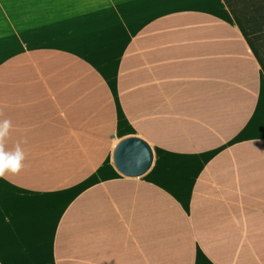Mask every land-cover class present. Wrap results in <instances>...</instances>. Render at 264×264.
I'll use <instances>...</instances> for the list:
<instances>
[{
	"label": "crops",
	"instance_id": "crops-1",
	"mask_svg": "<svg viewBox=\"0 0 264 264\" xmlns=\"http://www.w3.org/2000/svg\"><path fill=\"white\" fill-rule=\"evenodd\" d=\"M232 14L223 0H0V119L26 153L0 179V264H264V74ZM70 68L145 109L177 189L102 159L70 171L53 143Z\"/></svg>",
	"mask_w": 264,
	"mask_h": 264
},
{
	"label": "rangeland",
	"instance_id": "rangeland-1",
	"mask_svg": "<svg viewBox=\"0 0 264 264\" xmlns=\"http://www.w3.org/2000/svg\"><path fill=\"white\" fill-rule=\"evenodd\" d=\"M230 13L237 14L248 11L264 0H223ZM85 73L84 71H82ZM77 69L70 68V98L60 101V109L66 102L70 104V111L59 115V122L55 134L59 135V154L74 156L80 163L70 165V171H81L86 167L102 162L110 169H114L111 162L113 146L126 137H138L146 140L152 151V165L149 170L137 178L132 179L139 185L149 181L154 186L172 183L178 187L177 154L164 148L154 147L148 140V126L146 116L140 114L145 109L133 110L130 99L118 98L116 84H105L92 75L82 74ZM139 111V113H137ZM38 136L40 133H31ZM29 135V133H28ZM63 143L64 147L62 144ZM70 143H76L70 145ZM114 171L120 177L115 169ZM171 177V179H168ZM125 178V177H124Z\"/></svg>",
	"mask_w": 264,
	"mask_h": 264
},
{
	"label": "water",
	"instance_id": "water-1",
	"mask_svg": "<svg viewBox=\"0 0 264 264\" xmlns=\"http://www.w3.org/2000/svg\"><path fill=\"white\" fill-rule=\"evenodd\" d=\"M111 162L120 175L137 178L149 169L152 162V151L141 138L126 137L113 146Z\"/></svg>",
	"mask_w": 264,
	"mask_h": 264
},
{
	"label": "trees",
	"instance_id": "trees-1",
	"mask_svg": "<svg viewBox=\"0 0 264 264\" xmlns=\"http://www.w3.org/2000/svg\"><path fill=\"white\" fill-rule=\"evenodd\" d=\"M232 19L264 74V3L232 14Z\"/></svg>",
	"mask_w": 264,
	"mask_h": 264
},
{
	"label": "clouds",
	"instance_id": "clouds-1",
	"mask_svg": "<svg viewBox=\"0 0 264 264\" xmlns=\"http://www.w3.org/2000/svg\"><path fill=\"white\" fill-rule=\"evenodd\" d=\"M13 130L14 125L10 119H0V179L17 176L26 168V153L21 142L15 143L11 149L7 148Z\"/></svg>",
	"mask_w": 264,
	"mask_h": 264
}]
</instances>
